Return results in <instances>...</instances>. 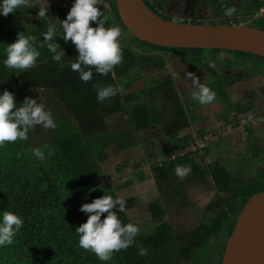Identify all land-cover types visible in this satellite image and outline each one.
<instances>
[{
  "label": "trees",
  "instance_id": "trees-1",
  "mask_svg": "<svg viewBox=\"0 0 264 264\" xmlns=\"http://www.w3.org/2000/svg\"><path fill=\"white\" fill-rule=\"evenodd\" d=\"M199 1L205 5L210 3L220 19L226 17L221 0ZM250 1L259 12L263 5L261 0ZM107 2L109 10L105 26L118 25L126 33L121 40L123 61L114 69V75L109 73L103 76L94 72L92 81L87 83L71 70L70 64L75 62L78 53L71 42H64L62 35L54 38V42L61 47L58 51L65 53L61 61L52 58L53 54L46 45L39 47L50 21L48 17L32 22L25 19L38 7L20 8L14 14L0 15V94L4 90L12 92L17 106H20L25 97L32 98L36 89L51 88L58 93L60 101L64 102L79 127L76 133L65 137H53L45 131L38 135L47 136L43 142L18 140L0 147V214L7 209L24 220L13 244L0 247V256L15 264H221L239 214L246 202L264 189L258 190L252 183L243 189L236 184L237 179L230 172L214 164L212 177L217 190L216 202L210 201L201 216H197L196 225L177 230L172 217L186 210L190 204L186 180L177 172V168L182 167L181 163L187 160V155L165 160L159 167L155 151L149 161L159 190L158 197L148 206L153 233H138L127 250L114 253L109 261H100L92 252L79 247L75 228L87 220V214L79 210L80 206L104 194L119 197L117 190L121 187L114 188L107 181L96 182L97 177L105 173L103 162L108 158L110 146L116 145L119 149L136 146L142 142L140 132L158 124L163 126L164 133L170 138L160 149L161 157L182 150L190 139L188 136L186 141L179 139L172 142L182 134V129L190 127V120L171 78L160 79L157 85L150 88L137 87L143 72L155 73L165 69L167 59L149 51L170 53V61L182 57L194 73L204 69L213 71L217 78L213 91L218 96H227L221 89L222 76L217 72L218 65L224 62L223 52L233 54L234 58L230 61L235 65H239L238 59L254 65L264 64V56L244 51L210 49V52H205L204 49L166 48L143 42L131 35L123 25L116 0ZM73 3L68 5L65 18ZM148 6L157 11V4L150 3ZM101 8V11H105L103 6ZM260 18H264V15ZM164 19L170 20L167 17ZM221 24L238 25L229 19ZM32 25H35V29L30 31ZM90 26L96 27V24L90 22ZM56 30L58 34L62 32L60 27H56ZM21 32L36 37L40 57L35 67L17 71L5 67L3 61L7 44L14 42ZM132 44L140 47V50L134 51ZM150 57L155 67L163 69L150 70ZM61 63L65 65L63 69L59 67ZM96 84L120 85L123 92L101 103L93 87ZM119 112L126 116V125L117 131H110L106 124L107 117ZM169 142L172 143L167 146ZM44 145H48V148ZM37 148L44 151V160L37 159L33 154L32 150ZM49 151L51 155H48ZM140 179L144 180L142 174ZM124 200L125 211L118 215L122 224H127L131 223L129 210L140 206V202L134 197ZM210 214L214 216L208 220ZM218 238L220 246L215 248L213 241ZM140 246L147 249V255L138 254Z\"/></svg>",
  "mask_w": 264,
  "mask_h": 264
},
{
  "label": "clouds",
  "instance_id": "clouds-1",
  "mask_svg": "<svg viewBox=\"0 0 264 264\" xmlns=\"http://www.w3.org/2000/svg\"><path fill=\"white\" fill-rule=\"evenodd\" d=\"M101 0H74L66 18L59 21L62 32L57 33L56 25L49 23L47 31L43 33V43L40 48L47 46L52 58L59 62L65 56L60 45L54 42L56 36L62 35L65 43L71 42L78 55L75 62H71V70L79 74L82 82H90L94 72L107 76L114 75V69L123 61V46L121 44L122 31L118 25L106 27L108 16L97 5ZM38 6L37 17L44 19L48 16L49 5L47 0H0V15L14 14L20 8ZM105 10V8H104ZM235 13L234 7L225 10V16L231 17ZM94 22L96 27L90 26ZM6 58L3 63L9 69L24 71L36 66L40 52L36 46V37L18 33L14 42L7 44ZM65 67L63 63L59 65ZM189 86L192 89L191 99L201 106L212 105L216 100V93L194 73L188 72ZM96 89L97 100L101 103L123 92L120 85H93ZM54 130L57 127L50 111L36 99L25 97L20 106H17L14 94L4 90L0 94V147L6 143L25 141L28 133L36 126ZM48 148V145H44ZM33 154L39 160L45 159L41 149H33ZM48 155H51L49 151ZM189 169L177 168L181 175ZM118 206V208H117ZM126 202L122 198H113L104 194L95 198L91 203H84L80 211L87 214V220L75 228L79 237V247L92 252L100 261H109L114 253L127 250L135 241L139 228L133 223L122 224L118 213L124 212ZM106 214V215H105ZM103 215V219H101ZM24 220L13 211L5 209L0 214V247L10 246L14 242L17 232L23 227ZM139 255H147V249L140 246Z\"/></svg>",
  "mask_w": 264,
  "mask_h": 264
},
{
  "label": "rangeland",
  "instance_id": "rangeland-1",
  "mask_svg": "<svg viewBox=\"0 0 264 264\" xmlns=\"http://www.w3.org/2000/svg\"><path fill=\"white\" fill-rule=\"evenodd\" d=\"M51 0H47V3L49 5V9H48V19L50 21V23H54L56 25V27H60L59 21H63L65 19V11L67 10L68 5H70L69 1L70 0H58L55 4H49ZM177 0H155V4H157V6H159L162 10H164L163 8H165V4H173V8H174V4H176ZM224 1V0H223ZM63 2V3H62ZM248 3V2H246ZM225 4L228 7H234L235 8V13L231 16V17H224L223 19H221L222 21L218 22H214V24H220V23H225L226 20H230L233 23H237V22H242L244 21L246 24H249L253 27H257L259 29H263L264 30V18H259V19H255V20H251V18H254V14L256 12V9L254 7V5H250V7L248 5H245L243 3L242 0H239L237 2H232V1H225ZM195 4H193L194 6ZM197 8L200 10V14L203 16H208L211 14V18L216 19L214 13L216 14L215 9L213 8V6H211L210 3H207L206 5L209 7L204 6L205 4L199 1V4L197 2ZM248 6V7H247ZM171 10L173 11L172 7ZM185 11V7L183 9ZM39 11V10H38ZM261 11V9H260ZM259 11V13H261ZM164 12H166L167 14H165L170 20L172 21H179L178 18H176L175 16H172L169 13V9L166 7ZM36 15V17H32L33 19H31V15ZM207 14V15H206ZM253 15L250 17V20L246 19L249 18L248 15ZM186 16H189V14L187 13ZM246 17V18H244ZM34 18H39L37 17V11H34L32 13H30L25 19H31L30 21H34ZM191 19L194 18L193 14H190ZM27 23L24 22V25ZM30 31L35 29V25H32L30 28ZM122 31V30H121ZM122 37L121 40L124 39V32L122 31ZM210 49H204L205 52H210ZM225 55H227L226 53L223 54V59L224 62L221 65H218L217 67V72L220 73L221 75H225L228 76V80H232V81H236L238 82L237 85L243 83V81L245 80V75H246V69L244 67H239V66H234L232 64H230V60L225 59ZM239 56V55H238ZM249 56V55H248ZM237 58V57H236ZM162 61V59H160ZM239 60V59H238ZM237 60V61H238ZM188 65L187 63H183L180 61V63H177V65H173V70L174 72H176V81L174 82V87L176 89H178V91H180V93L184 90V93L186 94H190L192 90L191 87L189 86L190 84V79H187V73L185 72L186 69H188ZM148 68L150 70H162L163 68L161 67H155L152 64V57H150V59L148 60ZM206 73L205 75H201L198 76L200 78V82L206 84L209 87H215V81H216V77L214 76V73L212 71H207V72H203ZM143 77L142 79L138 82L137 87H145V88H150L151 86H155L157 85L161 80L165 79V78H161V80L156 77L158 75V73H153L151 71L146 72L145 74H142ZM253 82H251L248 86H246V88L252 90L250 93H248L247 89H239V91L235 90L233 92V96L232 98L235 96L237 98H242L241 100H244V98L246 97L248 99L249 96H251L254 100H251L249 102H252L251 104H253L250 106L246 107V112L241 113V119L236 123L237 127H240L242 134L244 135L245 128L249 127L247 124V127H243L245 125V122L250 124V121H248L249 116H253L255 117L256 115V111H255V104L257 105H262L264 103V75H261V79H257L258 77H256L255 75H253ZM158 78V79H156ZM189 83V84H188ZM236 85V86H237ZM231 87V86H229ZM56 94V95H55ZM58 93L55 92L54 90L50 89V88H40V89H36L33 92V96H36V99L41 103L44 102V104L46 105L45 110L46 111H50L52 114V117L54 119V121L57 124V127L52 130V129H45V128H41L40 131H49L48 133L51 134L53 137L55 136H68L70 134L76 133L79 130L78 124L76 122V120L73 118L72 115H70L68 118H65L68 113L69 110L68 108H66V105L61 102L58 98ZM57 96V97H56ZM216 96H218L216 94ZM222 98H230L229 96H220ZM240 100V101H241ZM257 101V103H256ZM141 102V101H140ZM180 102L183 105V107L186 108L185 103L182 101L181 96H180ZM138 103V102H137ZM133 105V104H131ZM201 107H206V106H201ZM248 107L250 109H248ZM233 115L235 114V111H233L232 113ZM264 118V115L261 117ZM126 116L122 113H115L113 115H109L107 117V127L109 128L110 131L120 128H123L126 125ZM71 122V123H69ZM69 123V124H68ZM234 124V122L232 123ZM160 126V124L158 125H154L153 127H151L148 130L145 131H141V137H147L149 136L151 133H153V128L154 127H158ZM39 129V128H38ZM61 129V131L59 130ZM62 132V133H61ZM209 134H212L213 139L211 141V144L217 143L218 144V139L219 136L217 133L214 132H209ZM50 135V136H51ZM47 136H39L38 139L35 140L36 143H40L43 142L46 139ZM229 149V148H227ZM247 150H245L246 153ZM135 153V157L138 156V154L136 152ZM111 155V158L107 161L104 162L105 168L107 170V172L99 175L96 179L97 183L103 182V181H107L110 180L111 178H113L114 176H117L120 173H124V175L122 176V182H128L131 181L133 184L131 187L122 189V190H117V194L119 196V198L122 199H127V198H131L134 197L136 199H138V201L140 202V206L130 209L129 210V216H130V220L131 223L135 224L136 226H138L139 228V234L140 235H149L151 233H153L154 231V227L151 221V214L148 211V206L149 204L154 201L158 195H159V190L158 187L155 184V179L153 180V177H149V179H145V175H144V180H141L140 178L138 179L137 175H133V173H131L129 170H131V163L130 161L128 162V164L125 166V164L122 165V168H118L117 167V163L119 161H122L124 157L118 158L117 157V152L116 149L115 151H112V149H109V156ZM205 155V153H204ZM139 156L142 157L141 154H139ZM132 157V156H130ZM198 155L195 151L191 150L188 154H187V160L194 162L195 164V176H197V178H200L202 180H205V175L204 172V167L203 165L200 164L199 159H197ZM202 157V156H201ZM157 159V157L155 158ZM117 161V162H116ZM149 161V160H148ZM115 165V166H114ZM127 167V169H126ZM234 167V166H232ZM253 168V166H251ZM264 167V163L263 164H259V165H255L253 171L252 170H247V171H240L238 168H233L231 169V173L234 175L235 182L237 185L242 186L243 189H245L246 185H248L249 183H252L256 189H264V169H259ZM258 169V170H257ZM129 171V172H127ZM145 174V173H144ZM188 174L190 175V173H186L183 174V176L187 177ZM181 175V174H180ZM193 175V173H192ZM193 179L191 181H186L185 182V187L187 190V194L189 195L188 197L190 198V204L187 207L186 210H183L180 213L174 214L172 217V221L173 224L175 225V227L177 228V230L179 229H186L188 227H192L193 225H196L198 222V214L200 213L198 211L199 208H201L200 204H193L194 198L193 196H191L190 192L192 193V195H195L197 197H201L199 194H195V192L197 191L194 185L198 184V179ZM117 181H112L111 183H116ZM206 182V181H204ZM190 190V191H189ZM217 194H214L213 196H209L207 199L209 200V202L211 201V203L216 202L217 200ZM208 200H204L202 199V203L207 202ZM198 202L200 200H197ZM201 216V215H200ZM214 215L210 214L207 219L209 220L210 218H212ZM213 244L215 246V248L220 246V238L215 239L213 241ZM6 255V254H5ZM0 264H15V263H11V261H5L4 258H2L0 256ZM184 264V263H182Z\"/></svg>",
  "mask_w": 264,
  "mask_h": 264
},
{
  "label": "crops",
  "instance_id": "crops-1",
  "mask_svg": "<svg viewBox=\"0 0 264 264\" xmlns=\"http://www.w3.org/2000/svg\"><path fill=\"white\" fill-rule=\"evenodd\" d=\"M58 0H51L49 2V4H55ZM74 0H70V2H72ZM225 1H232V2H237L239 0H222V2L225 4ZM243 3L245 5H248L250 7V5H252V2L250 0H242ZM197 2L199 4V0H177L174 4V8H173V4H165V8L167 7L169 9V13L172 16H175L176 18L179 19V21H183V22H191V23H203V24H210V25H214V22L218 21H222L220 19V17H218L217 13L215 15L216 19L211 18V14L208 16H203L201 15L199 12L200 10L197 8ZM248 2V3H246ZM63 3V2H62ZM100 5H97V7L101 10V6H103V8L105 9V13H107V11L109 10V3L107 2V0H101ZM261 3L263 4L261 6V9L263 8V10H261L259 12H255L254 14V18H251V20H255L258 19L257 16L259 15H264V0H261ZM193 4H195L193 6ZM226 5V4H225ZM206 7H209L207 5H204ZM212 6V5H211ZM247 6V7H248ZM38 7V6H35ZM171 7L173 9V11L171 10ZM185 7V11L183 10ZM214 8V7H213ZM39 10V7L37 9V12ZM189 14V16H186V14ZM190 14L194 15V18L191 19ZM207 15V14H206ZM253 16L248 15L249 18H246L248 20H250V17ZM260 16V17H261ZM32 17H36V15H31V19H33ZM259 17V18H260ZM29 19V20H31ZM35 20H37L38 18H34ZM177 22V21H176ZM238 25L239 24H244L245 22L242 21L237 22ZM221 24V23H220ZM227 55H225V59L228 60H233L234 56L231 52H225ZM223 54L222 53V58H223ZM166 58H165V57ZM163 57L165 59H167V64L170 63V58L167 55H164ZM146 72H143V74H145ZM176 75V72H175ZM253 75H255L256 77H258L257 79H261V73L258 72H248L246 71V75H245V80L243 81V83L237 85L238 82L233 81L234 83L231 85L230 87V98H222L220 96H216V100L212 105H208L206 107H201V105L197 102V101H193L191 99V93L188 95L186 93H184V90L180 93V91L177 92L178 94L181 96L182 101L185 103V106L187 109V116H189V120H190V127H186L184 129H182V134L180 136H178L177 139L173 140L172 142L174 143V141L182 139L185 140L187 139V137H191L193 135H199V134H204V133H209V132H214L217 133L219 136L218 144L214 143L212 145H210L208 147V149L205 152V155L202 157H197V159H199L200 164L203 165L204 167V175H205V180H202L200 178H197V176H195L194 170H195V164L192 161L186 160L183 163H181L182 167L180 168L181 171H183V169H189V171H187V173L189 172L190 175L188 174L187 177H183L186 181H191L193 179H198V184L194 185L196 188V192L195 194H199L201 197H197L195 195H192V193L190 192L191 196H193L194 201L193 204H200L201 208L198 209V211L200 212L198 215L200 216V214L205 210V208L210 204L209 200L207 199L209 196H213L214 194L217 193L216 190V186L215 183L213 181V177H212V166L214 164L216 165H220V167L222 168H226L228 171H230L232 166L238 165L241 161V154L239 153V151L241 149H247V147H249V149H253V148H258L256 144H261V142L259 141H264V119L257 121L259 123H254L253 125H249L250 127H247L248 131H250L249 135H248V139L246 140L247 143H245L242 131L240 129V127L236 126V123L238 122L237 120L234 121V115L232 114L233 111L236 112H240V113H244L246 112V107L252 105V102H249L251 100H254L251 96L248 97V99H246V97L244 98V100H241L242 98H237V97H233L232 98V94L235 90L239 91V89H247L248 93H250L252 90L246 88V86H248L251 82H253ZM189 84V83H188ZM237 85V86H236ZM213 90V87H210ZM51 89V88H50ZM53 90V89H52ZM192 92V90H190ZM56 95V94H55ZM58 96V95H57ZM56 96V97H57ZM59 98V96H58ZM32 99H36V96H33L32 93ZM37 100V99H36ZM60 100V99H59ZM241 100V101H240ZM62 102V101H61ZM37 103H40L37 100ZM64 103V102H63ZM257 103V101H256ZM41 104L44 105V108L46 107V105L44 104V102H41ZM67 108V107H66ZM255 111L260 113V115H264V103L262 105H257L255 104ZM248 109H250L248 107ZM70 112L68 113V115L65 118H68L70 116ZM113 115V114H112ZM234 122V124H232ZM71 123V122H69ZM68 123V124H69ZM254 126V127H253ZM39 128V129H38ZM42 128V126H36L35 128L31 129L28 133V139L32 140L34 139V143L36 139H38V135L39 134H44V131H40ZM119 128V127H118ZM115 129L112 131H117L119 129ZM121 129V128H120ZM61 131V129H59ZM258 130H262V139H258V137H254L253 138V134L256 133V131ZM47 131V130H46ZM49 132V131H47ZM62 133V132H61ZM253 133V134H252ZM141 135V133H140ZM253 135V136H252ZM245 138H247V136H245ZM169 136H167L164 133L163 130V126L160 125L158 127H154L153 128V133H151L149 136L142 138L141 137V141L138 145L136 146H132L126 149H119L116 145H112L108 148V158L105 161L109 160L111 158V155L109 156V149L111 148L112 151L117 152V157L121 158L124 157L125 158L122 161H119L117 163V167L120 169L122 168V165L125 164V166L128 164V162L130 161L131 165V170H129L131 173H133V175H137L138 179L140 178V174H142L143 176L145 175V179H149V177H153L154 180V176L152 174L151 171V167L149 165V161L151 160V158H153L152 153L154 152V154H156L158 157L160 156V149H162L163 147H165V141L169 140ZM172 142H169L167 146H169ZM255 143V144H254ZM229 148V149H227ZM136 152L138 154L137 157H135V153ZM139 154L142 155L139 156ZM132 156V157H130ZM253 157V156H252ZM252 159V164H253V168L255 167V165H257L255 158H251ZM149 160V161H148ZM103 162V165H104ZM117 162V161H116ZM115 166V165H114ZM264 168V167H262ZM259 168V169H262ZM104 169L105 172H107L105 165H104ZM127 169V167H126ZM127 171V172H129ZM145 173V174H144ZM193 173V175H192ZM124 175V173H120L117 176H114L113 178H111L110 180H108V182L115 188V187H121L119 190L128 188L132 186V182L128 181V182H122V176ZM112 181H117L115 184L111 183ZM185 181V182H186ZM206 181V182H204ZM190 191V190H189ZM202 199L204 200H208V203H202ZM197 200H200L199 202Z\"/></svg>",
  "mask_w": 264,
  "mask_h": 264
},
{
  "label": "water",
  "instance_id": "water-1",
  "mask_svg": "<svg viewBox=\"0 0 264 264\" xmlns=\"http://www.w3.org/2000/svg\"><path fill=\"white\" fill-rule=\"evenodd\" d=\"M116 7L127 31L155 46L237 50L264 56V30L246 23L210 25L166 20L144 0H116ZM221 264H264V191L246 202Z\"/></svg>",
  "mask_w": 264,
  "mask_h": 264
},
{
  "label": "flooded vegetation",
  "instance_id": "flooded-vegetation-1",
  "mask_svg": "<svg viewBox=\"0 0 264 264\" xmlns=\"http://www.w3.org/2000/svg\"><path fill=\"white\" fill-rule=\"evenodd\" d=\"M148 4H150V3H148ZM164 10H165V8H163ZM164 10H162L159 6H157V11H156V13L159 15V16H162L163 18L164 17H167L165 14H167L166 12H164ZM168 18V17H167ZM124 32V31H123ZM124 35L126 36V33L124 32ZM132 46V48H133V50L134 51H138V50H140V47H137V46H133V44L131 45ZM148 53H151V54H153V55H162V56H164V55H167V56H171V54L170 53H163V52H160V51H157V50H155V51H149ZM165 57V56H164ZM166 58V57H165ZM180 61L181 62H183V63H187V62H185V61H183V59H182V57H178L177 58V60L176 61H170V63H166V65H165V69L162 71V72H155V73H158V75L156 76V77H158L159 79H161V78H165V79H167V78H171L172 80H173V84H174V82L176 81V75H175V72H174V70H173V65H177V63H180ZM168 62V61H167ZM238 62H239V65H235V64H233V62H229L230 64H232V65H235V66H239V67H244L245 69H246V71H248L249 73L250 72H258V73H261L262 75H264V64H253V63H250V62H247V61H240V60H238ZM187 65H188V63H187ZM189 67H188V69H186L185 70V72L187 73V72H191V73H194L193 71H192V69H191V67H190V65H188ZM207 71H211V70H207V69H204V70H201V71H199V72H197V73H194L196 76H201V75H205L206 73H203V72H207ZM213 72V71H212ZM220 74V73H219ZM221 75V74H220ZM215 76V75H214ZM222 76V78H221V80L223 81V83H222V87H221V89H223L226 93H227V96H229L230 97V92L229 91H231L230 90V87L229 86H231L234 82L232 81V80H228L229 78H228V76H225V75H221ZM215 86H216V84H217V79H216V81H215ZM247 99V98H246ZM256 114V116H255V119L254 118H249V117H247V118H249L248 119V121H250V124L249 123H247V122H245V125L243 126V127H247V124H249V125H253L254 123H259V122H257V121H260V120H263L264 118H261L262 117V115H260V113H258V112H255ZM240 112H236L235 111V114H234V121H239L240 119H241V116H240ZM250 127V126H249ZM254 127V126H253ZM245 133H244V135H243V137H244V140H245V143H247V139H248V135H249V133H250V131H248V129L247 128H245ZM253 134V133H252ZM254 135V136H253ZM252 136H253V138L256 136V137H258V139H262V130H258V131H256V133H254ZM245 136H247V138H245ZM259 142H261V144H256L257 145V147L258 148H253V149H249V147H247V149H241L240 151H239V153L242 155L241 156V161H240V163L238 164V165H235L234 167H231V169H233V168H238L240 171H247V170H252L253 171V169L254 168H252L251 166H253V164H252V162H250V160L252 161V159L251 158H255V160H256V163H257V165H259V164H263L264 163V141H259ZM255 144V143H254ZM245 150H247L246 151V153H245ZM253 156V157H252ZM226 169V168H225ZM231 169H230V171H228L227 169V171L228 172H230V174L231 175H233L231 172ZM262 169H264V168H262ZM258 170V169H257ZM234 176V175H233Z\"/></svg>",
  "mask_w": 264,
  "mask_h": 264
},
{
  "label": "built area",
  "instance_id": "built-area-1",
  "mask_svg": "<svg viewBox=\"0 0 264 264\" xmlns=\"http://www.w3.org/2000/svg\"><path fill=\"white\" fill-rule=\"evenodd\" d=\"M222 1V0H221ZM150 3H155V0H148ZM224 9H227L225 4L223 5ZM263 10V8L261 9ZM249 118H254L253 116H249ZM213 139L212 134L206 133L203 135H193L190 137V139L187 141L185 147L182 150L175 151L172 155L159 157L157 159V164L159 167L163 164L165 160H171L175 159L177 156L180 155H187L191 150L195 151L199 157L204 156V153L206 152L207 148L210 146L211 141Z\"/></svg>",
  "mask_w": 264,
  "mask_h": 264
}]
</instances>
